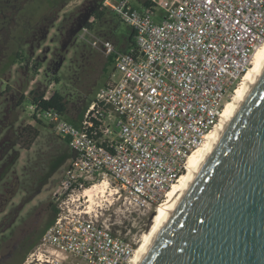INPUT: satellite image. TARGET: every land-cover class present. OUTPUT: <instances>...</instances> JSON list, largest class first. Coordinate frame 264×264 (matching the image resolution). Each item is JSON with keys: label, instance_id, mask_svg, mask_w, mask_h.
Listing matches in <instances>:
<instances>
[{"label": "built area", "instance_id": "1", "mask_svg": "<svg viewBox=\"0 0 264 264\" xmlns=\"http://www.w3.org/2000/svg\"><path fill=\"white\" fill-rule=\"evenodd\" d=\"M151 1L103 0L133 43L105 44L114 68L78 122L31 103L72 158L54 192L57 217L25 264H128L137 247L95 211L91 193L106 184L117 200L158 207L264 44V0H173L163 15Z\"/></svg>", "mask_w": 264, "mask_h": 264}, {"label": "rangeland", "instance_id": "2", "mask_svg": "<svg viewBox=\"0 0 264 264\" xmlns=\"http://www.w3.org/2000/svg\"><path fill=\"white\" fill-rule=\"evenodd\" d=\"M131 1L139 7L143 0ZM172 1L158 0L157 13L163 15ZM102 2L0 0V264H25L39 245L72 158L51 126L34 119L32 98L60 92L67 102L65 117L78 122L114 68L103 47L108 42L128 47L131 28ZM96 10L104 11L102 18H95ZM29 124L40 134L27 149L19 139ZM107 190L94 191L95 211L138 248L158 207L138 209Z\"/></svg>", "mask_w": 264, "mask_h": 264}, {"label": "water", "instance_id": "3", "mask_svg": "<svg viewBox=\"0 0 264 264\" xmlns=\"http://www.w3.org/2000/svg\"><path fill=\"white\" fill-rule=\"evenodd\" d=\"M137 264H264V67Z\"/></svg>", "mask_w": 264, "mask_h": 264}, {"label": "bare ground", "instance_id": "4", "mask_svg": "<svg viewBox=\"0 0 264 264\" xmlns=\"http://www.w3.org/2000/svg\"><path fill=\"white\" fill-rule=\"evenodd\" d=\"M264 67V44L257 49L254 54L251 65L244 73V76L240 84L236 87V90L233 93V96L227 101L226 106L224 107L223 113L221 115L220 121L215 126V128L208 134L205 142L200 145L189 157V163L187 170L181 175L177 182L168 190L166 198L158 206L156 216L150 226V229L144 233V236L141 240V245L136 249L135 254L131 258L128 264H137L140 257L144 253L148 244L152 240L156 231L162 224L163 220L169 213L170 209L184 190L185 186L199 167L200 163L214 144L215 140L229 121L230 117L244 98L245 94L259 75L260 71ZM95 193L103 194L107 192V185H97L94 189ZM94 193H91L90 197L92 198Z\"/></svg>", "mask_w": 264, "mask_h": 264}, {"label": "trees", "instance_id": "5", "mask_svg": "<svg viewBox=\"0 0 264 264\" xmlns=\"http://www.w3.org/2000/svg\"><path fill=\"white\" fill-rule=\"evenodd\" d=\"M141 5L150 7V6H155L156 4H154L151 0H143ZM94 15H95V18L100 19L104 15V11L103 10H96L94 12ZM133 36H134V32L131 30L130 35H129L128 40H127L128 41V47L127 48H129L131 46V44L133 43ZM108 61L110 64L114 63L113 56H109ZM44 96L45 95H41V94L35 95L32 98L31 103L34 102L35 104H38L39 107H41L42 109H45V110L56 109V110L60 111L61 113H63V115L65 116V113L67 110V102L65 100V97L60 92H54L48 98H44ZM91 101L88 102V105L90 104ZM88 105H87V107H88ZM87 107H86V109H87ZM36 121L38 124L42 123V120L37 119ZM73 122H75V121H73ZM39 134H40V129L37 126L29 124L21 132L19 142L23 147L29 149L33 145V143L35 142V140L37 139ZM60 139H62V138H60ZM62 140L68 144L67 140H65V139H62ZM57 213H58V211H57L56 206L54 204H51L49 218L45 224L46 228L48 226H50L55 221V219L57 217Z\"/></svg>", "mask_w": 264, "mask_h": 264}]
</instances>
